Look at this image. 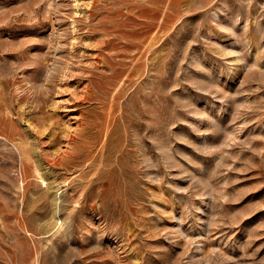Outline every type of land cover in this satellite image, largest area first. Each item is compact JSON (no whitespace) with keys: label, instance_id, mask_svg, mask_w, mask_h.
Instances as JSON below:
<instances>
[{"label":"rangeland","instance_id":"rangeland-1","mask_svg":"<svg viewBox=\"0 0 264 264\" xmlns=\"http://www.w3.org/2000/svg\"><path fill=\"white\" fill-rule=\"evenodd\" d=\"M0 264H264V0H0Z\"/></svg>","mask_w":264,"mask_h":264},{"label":"bare ground","instance_id":"bare-ground-1","mask_svg":"<svg viewBox=\"0 0 264 264\" xmlns=\"http://www.w3.org/2000/svg\"><path fill=\"white\" fill-rule=\"evenodd\" d=\"M75 152V151H74ZM74 154V153H73Z\"/></svg>","mask_w":264,"mask_h":264}]
</instances>
